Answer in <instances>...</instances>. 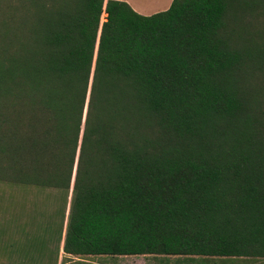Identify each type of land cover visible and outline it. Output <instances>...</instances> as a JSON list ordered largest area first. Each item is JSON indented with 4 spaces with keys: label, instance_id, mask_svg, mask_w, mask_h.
Instances as JSON below:
<instances>
[{
    "label": "trees",
    "instance_id": "trees-1",
    "mask_svg": "<svg viewBox=\"0 0 264 264\" xmlns=\"http://www.w3.org/2000/svg\"><path fill=\"white\" fill-rule=\"evenodd\" d=\"M0 179L61 192L54 264L264 261V0H0Z\"/></svg>",
    "mask_w": 264,
    "mask_h": 264
},
{
    "label": "rangeland",
    "instance_id": "rangeland-1",
    "mask_svg": "<svg viewBox=\"0 0 264 264\" xmlns=\"http://www.w3.org/2000/svg\"><path fill=\"white\" fill-rule=\"evenodd\" d=\"M61 199L62 194L58 190L36 188L0 179V264L55 263L56 243L53 235L60 220ZM29 234L34 235L38 240H48V250H41L38 246H28L26 239ZM9 239L19 242V248L10 257L2 250L3 243ZM36 245H38L37 241ZM60 256L64 257L62 251ZM61 258H58L57 263L62 260ZM96 258L98 262L102 260L104 264H161L164 261L153 255L92 257L93 260ZM81 259H85V256H66L63 262L85 264ZM245 264H264V261L255 260Z\"/></svg>",
    "mask_w": 264,
    "mask_h": 264
},
{
    "label": "crops",
    "instance_id": "crops-1",
    "mask_svg": "<svg viewBox=\"0 0 264 264\" xmlns=\"http://www.w3.org/2000/svg\"><path fill=\"white\" fill-rule=\"evenodd\" d=\"M119 1L126 2L134 11H136L137 13L142 14V15H151V14L156 13V12L164 11L170 6V4L172 2V0H119ZM60 251H62V250H60ZM62 253L64 254V257H66V256H68V257L85 256V259H81V260H84L85 264L86 263L87 264H104L102 260H100L98 262L97 258L95 260L92 259L93 256H102L103 257L104 256L103 254L71 255V254H66L63 251H62ZM59 255H60V252H59ZM59 255H58V258H61V256L59 257ZM64 257L62 256V258H61L62 260H60V262L57 264H60V263L65 264V262H63ZM187 257L188 256L168 255V256L164 257L165 259H164V261H162L163 263H161V264H198L197 262L196 263H188V262H184V261H179V260H184ZM191 257L198 258L197 256H191ZM212 258H214V259L208 261L207 264H216L215 263L216 262L215 260H217V259H215L216 257H212ZM57 262H58V259H57ZM66 264H70V262H67ZM218 264H230V263L219 262Z\"/></svg>",
    "mask_w": 264,
    "mask_h": 264
},
{
    "label": "built area",
    "instance_id": "built-area-1",
    "mask_svg": "<svg viewBox=\"0 0 264 264\" xmlns=\"http://www.w3.org/2000/svg\"><path fill=\"white\" fill-rule=\"evenodd\" d=\"M104 15H105V14L103 13L102 18L104 17Z\"/></svg>",
    "mask_w": 264,
    "mask_h": 264
}]
</instances>
